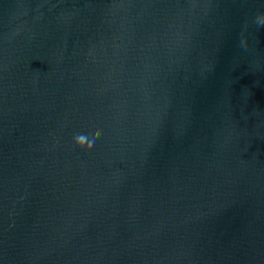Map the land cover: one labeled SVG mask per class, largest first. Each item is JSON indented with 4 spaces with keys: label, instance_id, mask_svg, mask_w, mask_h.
I'll return each instance as SVG.
<instances>
[{
    "label": "water",
    "instance_id": "obj_1",
    "mask_svg": "<svg viewBox=\"0 0 264 264\" xmlns=\"http://www.w3.org/2000/svg\"><path fill=\"white\" fill-rule=\"evenodd\" d=\"M0 264H264V0H0Z\"/></svg>",
    "mask_w": 264,
    "mask_h": 264
}]
</instances>
